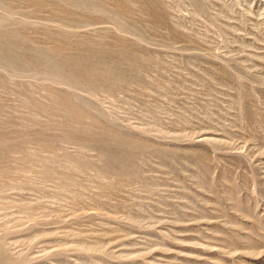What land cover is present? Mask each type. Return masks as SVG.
<instances>
[{"label":"rangeland","instance_id":"obj_1","mask_svg":"<svg viewBox=\"0 0 264 264\" xmlns=\"http://www.w3.org/2000/svg\"><path fill=\"white\" fill-rule=\"evenodd\" d=\"M0 264H264V0H0Z\"/></svg>","mask_w":264,"mask_h":264}]
</instances>
